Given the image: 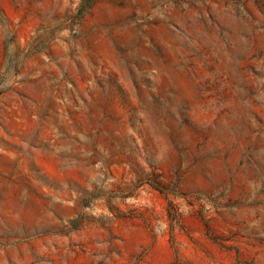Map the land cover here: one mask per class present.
<instances>
[{
	"label": "rangeland",
	"instance_id": "374dc122",
	"mask_svg": "<svg viewBox=\"0 0 264 264\" xmlns=\"http://www.w3.org/2000/svg\"><path fill=\"white\" fill-rule=\"evenodd\" d=\"M0 0V264H264V0Z\"/></svg>",
	"mask_w": 264,
	"mask_h": 264
},
{
	"label": "trees",
	"instance_id": "16d2710c",
	"mask_svg": "<svg viewBox=\"0 0 264 264\" xmlns=\"http://www.w3.org/2000/svg\"><path fill=\"white\" fill-rule=\"evenodd\" d=\"M95 0H81L78 10H77V17L80 20L92 7Z\"/></svg>",
	"mask_w": 264,
	"mask_h": 264
}]
</instances>
